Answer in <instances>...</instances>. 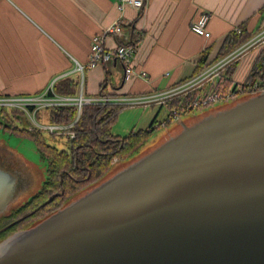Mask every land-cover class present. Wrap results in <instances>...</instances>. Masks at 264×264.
Returning <instances> with one entry per match:
<instances>
[{"label": "water", "instance_id": "water-1", "mask_svg": "<svg viewBox=\"0 0 264 264\" xmlns=\"http://www.w3.org/2000/svg\"><path fill=\"white\" fill-rule=\"evenodd\" d=\"M39 178L0 139V218L41 190ZM0 264H264V90L172 121L154 145L0 241Z\"/></svg>", "mask_w": 264, "mask_h": 264}, {"label": "crops", "instance_id": "crops-1", "mask_svg": "<svg viewBox=\"0 0 264 264\" xmlns=\"http://www.w3.org/2000/svg\"><path fill=\"white\" fill-rule=\"evenodd\" d=\"M203 13L209 39L191 28ZM119 20L123 34L105 43L135 47L131 63L148 79L125 82V65L117 59L88 68L93 39ZM237 29L252 34L250 40L264 30V0H147L142 12L130 6L121 11L119 0H0V97L58 94L63 84L73 91L63 96L95 97L103 89L119 96L165 92L195 77L206 54L216 62ZM259 54L250 50L236 63L235 83L247 78Z\"/></svg>", "mask_w": 264, "mask_h": 264}, {"label": "trees", "instance_id": "trees-1", "mask_svg": "<svg viewBox=\"0 0 264 264\" xmlns=\"http://www.w3.org/2000/svg\"><path fill=\"white\" fill-rule=\"evenodd\" d=\"M252 34L242 30V34L237 32L229 36L223 51L215 59L218 61L231 52L237 50L250 40ZM213 62H209V54H206L198 63L193 76H198L207 70ZM236 65L229 68L223 74L218 83L212 88L213 92L228 96L231 94L243 95L264 90V48L255 62L253 69L242 83H235L232 76ZM260 84L258 89H254L255 84ZM61 95H73L70 84H63L57 90ZM70 92V93H69ZM103 95L119 96L117 94ZM69 93V94H65ZM37 93L34 96L41 95ZM207 91H198L193 95L177 100L169 105L175 109L180 117L186 116L192 111L189 110V103L198 95H206ZM125 109L122 106L91 105L85 106L79 121L74 125L73 131L76 133L75 139H71V150H60L48 144L43 131L25 126L28 123L25 113L17 109H1L0 131L12 136L27 137L32 139L44 160L48 161L47 178L41 190L21 207L11 210L8 214L0 218V230L14 224L10 229L0 234V241L11 234L28 228L33 223L47 217L57 209L63 207L73 197L77 196L85 189L98 182L106 176L115 164L124 162L138 154L151 138V126L148 130L131 132L125 137L112 134V126L116 123L119 115ZM48 111V118L51 124L67 125L75 121L77 110L75 107L52 108L36 113V118L41 121ZM173 121L172 114L167 119L168 124ZM156 122V121H155ZM7 125V126H6ZM58 195L55 200L49 202L53 194ZM45 205V206H42ZM25 217L24 219H22ZM19 220H21L19 222Z\"/></svg>", "mask_w": 264, "mask_h": 264}, {"label": "built area", "instance_id": "built-area-1", "mask_svg": "<svg viewBox=\"0 0 264 264\" xmlns=\"http://www.w3.org/2000/svg\"><path fill=\"white\" fill-rule=\"evenodd\" d=\"M126 6H130L137 11H145L147 7V0H119V9L124 10ZM209 16L206 13L201 14L192 24V31L206 39L211 37V33L208 30ZM123 21L116 22L110 27L105 35L97 36L93 39L91 45L90 60L88 68H95L105 62H109L113 59H117L125 65V82H130L135 78L148 79L146 72H139L135 70L131 60L135 54V47L118 45L113 49L107 47L105 41L109 36L118 37L123 34L122 25ZM238 34H242V29H237ZM264 47V30L256 37L246 42L237 50L228 54L224 58L214 62L207 70L202 74L192 77L191 79L183 82L182 84L171 88L165 92L152 93L147 95H134V96H109L99 94L95 97H86L83 94L80 96H63L55 94L53 91L43 93L41 95H29V96H12V97H0L1 108L17 109L27 114L30 119L35 123L32 128L39 129L41 131H49L53 135H67L71 139H75L76 133L73 131L74 125L79 121L83 109L85 106L91 105H105V106H122V107H134V108H148L154 105L168 107L177 100L185 99L198 90L206 88L208 85H216L220 80L222 74L229 68L236 65L241 58L250 50L261 49ZM83 72V67L81 68ZM260 84H255L254 89H258ZM207 91V94L196 96L191 103H189V110L192 111L199 107H207L217 102L228 100L238 94L234 93L228 96H222L212 91ZM60 107H75L77 110V117L75 121L67 125H41L36 118V113L39 111H46L52 108ZM170 114L173 116V121L180 118L175 109H170ZM157 123V122H155ZM168 124V122H167ZM162 124L158 123L157 127ZM155 126L153 125V130ZM152 132V131H151Z\"/></svg>", "mask_w": 264, "mask_h": 264}, {"label": "rangeland", "instance_id": "rangeland-1", "mask_svg": "<svg viewBox=\"0 0 264 264\" xmlns=\"http://www.w3.org/2000/svg\"><path fill=\"white\" fill-rule=\"evenodd\" d=\"M244 66L242 71H247L249 66ZM241 73V78H242ZM220 102L214 104L219 105ZM206 108V107H204ZM203 108V109H204ZM1 106H0V116H1ZM151 110H154V115H151ZM199 110H195L198 112ZM170 114L168 107H151L148 109L144 108H134L127 107L119 115L116 123L112 126L111 132L114 135L125 137L129 135L133 130L145 129L151 125L155 126V129L152 131L151 138L147 143V147L154 145L160 136H162L167 128L170 127V124H167V118ZM44 118L41 121H37L41 125H49L51 122L48 118V111L44 113ZM26 120L28 123H25V126L35 125V123L30 119V117L25 114ZM181 118H185L182 116ZM155 120L157 123H155ZM158 123L162 124L160 127ZM43 133L46 137L48 144L56 146L60 150H71V140L67 135H53L49 131L43 130ZM0 139L6 142V144L17 151L25 160H27L33 167L40 173V178L36 181L34 189L38 190L41 184L44 182V179L47 175L48 161L44 160L39 153L36 143L27 137L12 136L7 133L0 131ZM39 185V186H38ZM31 195L22 196L17 202V206H20L29 198Z\"/></svg>", "mask_w": 264, "mask_h": 264}, {"label": "flooded vegetation", "instance_id": "flooded-vegetation-1", "mask_svg": "<svg viewBox=\"0 0 264 264\" xmlns=\"http://www.w3.org/2000/svg\"><path fill=\"white\" fill-rule=\"evenodd\" d=\"M263 48H264V47H263ZM263 48H261L260 51H261ZM6 126H7V125H6ZM29 126L31 127L30 129L32 130V129H33L32 126H31V125H29ZM152 127H153V125H152ZM149 131H153V129H152V130H149ZM151 134H152V132H151ZM52 146H53V145H52ZM55 147H56V146H55ZM63 194H64L63 192L60 193V194H53L52 197L50 198L49 202H52L53 200H55V199L57 198L58 195L63 196ZM53 202H54V201H53ZM42 206H45V205H42ZM24 218H25V217H23L22 219H24ZM20 221H21V220H19V222H20Z\"/></svg>", "mask_w": 264, "mask_h": 264}]
</instances>
